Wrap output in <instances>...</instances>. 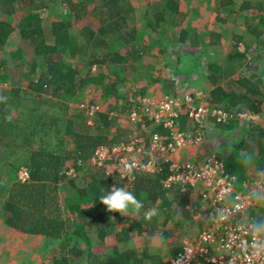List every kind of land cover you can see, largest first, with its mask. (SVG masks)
<instances>
[{
    "label": "trees",
    "instance_id": "obj_1",
    "mask_svg": "<svg viewBox=\"0 0 264 264\" xmlns=\"http://www.w3.org/2000/svg\"><path fill=\"white\" fill-rule=\"evenodd\" d=\"M57 1L65 16L43 20L39 11ZM157 2L153 5L159 6L158 12L145 13V27L153 33L161 30L166 36L172 27L175 38L166 41L173 42L170 50L190 42L194 47L199 39L187 12L180 10L177 0ZM18 9L24 15L12 26L8 18ZM238 9L236 20L261 38L264 5L244 0ZM0 12L6 17L0 18V54L10 37L21 41L8 58L19 63L27 79L24 90L0 89V147L4 144L12 154L7 158L11 169L23 165L29 175L28 181H14L2 189L1 195L6 193L1 205L5 223L23 233L44 236L52 247L50 254L54 253L52 264H167L180 251V246H168L177 241L178 230L193 221L200 196L193 189L182 191L174 185L166 189L163 176L142 173L127 188L144 204L140 213L131 208L126 214L107 211L99 201L100 194L114 185L124 186L118 180L113 182L104 168H89L81 177L77 163L85 162L100 145L127 141L134 130L120 128L117 132L114 126L118 122L121 127L119 118L103 113L96 115L92 128L80 108L84 102L75 104L70 113L66 103L79 102L93 89L112 103L108 110L117 112L126 103L123 84L140 83L141 78L134 73L147 63H158L169 46L157 43L150 50L152 55L140 47L130 0H0ZM182 57L177 56L179 62ZM4 60L8 59L0 56L1 70ZM219 71L211 63L204 67V73L211 77ZM146 79L159 85L162 95L176 94L175 79L153 75ZM145 92L144 88L139 90L143 96ZM208 96L209 104L226 111L264 117V82L258 75L211 82ZM90 103L96 104L94 100ZM221 128L230 150L222 162L225 171L236 178L235 187L264 176V122H230ZM179 129L186 130L185 116L179 120ZM151 132L168 134L162 126L153 127ZM70 168H75L76 176H67ZM12 172H8V179ZM149 208L157 209L150 221L144 219ZM155 234L159 244L157 252L151 253L146 241ZM133 241L141 243V248Z\"/></svg>",
    "mask_w": 264,
    "mask_h": 264
},
{
    "label": "built area",
    "instance_id": "obj_2",
    "mask_svg": "<svg viewBox=\"0 0 264 264\" xmlns=\"http://www.w3.org/2000/svg\"><path fill=\"white\" fill-rule=\"evenodd\" d=\"M127 101L129 106L124 112L106 109L105 114L120 118L126 113L129 123L139 131L117 145L96 147L77 166L104 168L113 182L118 180L126 189L137 175L145 173L163 176L162 185L166 189L174 185L182 191L195 190L201 204L193 221L200 229L167 264H264V231L254 228L257 223L264 224V176L243 182L237 189L236 178L225 171L223 162L215 155L200 164L174 159L177 152L198 145L207 127L249 123L255 117L213 106L208 103L207 92L201 90L158 98L130 96ZM80 108L88 119L104 111L88 102ZM181 116L186 119L184 131L179 129ZM156 126H162L168 132L167 137L151 132ZM145 132L147 140L141 136ZM128 163L135 166L131 173L125 174L123 168ZM76 175L75 168L67 172V176ZM18 177L21 182L28 181L27 169L21 168Z\"/></svg>",
    "mask_w": 264,
    "mask_h": 264
},
{
    "label": "rangeland",
    "instance_id": "obj_3",
    "mask_svg": "<svg viewBox=\"0 0 264 264\" xmlns=\"http://www.w3.org/2000/svg\"><path fill=\"white\" fill-rule=\"evenodd\" d=\"M158 0H130L131 4L134 7L135 12V22L137 28V38L140 40V47L146 49V53H149L150 50H153L157 43L159 46L166 45L167 50L158 58V63L150 62L143 66L138 72L134 73L135 77L141 78L140 83L136 81L131 83H124L121 87V93L125 96V104L123 108H116L117 112H124L128 109V97L130 96L134 99L137 95H142L139 93V90L146 89V96H152L155 98L163 96L160 90L159 85L155 83H150L146 79V76H155L160 79L168 78L175 79L176 81V94H186L194 91H204L207 92L211 88V82L223 83L230 79H235L240 76H251L258 75L259 78L264 82V34L261 35V38H256L253 34L247 32V28L242 24L240 20H236L239 15L238 8L244 0H177V4L180 6V10L187 12L188 21H192L193 28L196 30L199 42L196 43L194 47H191L192 42L184 45V47H176L170 50L173 46V42L166 43L167 39L173 36L175 38L176 31L173 28H169V35L166 36L165 33L161 30L153 33L145 27V13L148 10L151 15L154 12H158L159 3ZM254 3H261L264 5V0H249ZM157 4V5H153ZM153 5V6H152ZM157 6V7H156ZM27 11V10H26ZM24 15V11L18 9L8 20L10 24L15 26L19 19ZM39 16L43 20H59L65 16L63 11L62 4L57 1V3H50L49 7L43 8L39 11ZM165 17L169 19L168 14L166 13ZM0 18L6 19L4 13L0 12ZM205 27L207 29H205ZM209 30L208 32H206ZM211 32V36H209ZM77 35V31L74 32ZM80 39V37L77 36ZM19 40L15 41L14 37H10L8 45L5 47L6 53H4L2 58L6 64L0 69V89L17 87L24 90L27 79L25 75V70L21 68L19 63L13 64L9 60V52L20 45ZM4 49V50H5ZM189 50V55L186 53ZM5 52V51H4ZM152 51L149 55H152ZM182 54L180 62L177 59V56ZM237 56H240L238 58ZM152 60L153 58H149ZM179 62V63H177ZM213 64L220 68V71L211 77L210 74L204 73V67L207 64ZM23 67V65H22ZM7 85V86H6ZM94 100L102 109H110L112 103L101 97L95 90L91 89L86 95L77 103H66L68 112H73L75 110V104H81L85 102H90ZM264 100V98H263ZM113 102V101H112ZM122 102V101H121ZM123 104V103H122ZM121 104V105H122ZM121 105H116L117 107ZM125 105H127L126 108ZM29 106V105H28ZM28 108H33L29 106ZM104 113V112H101ZM123 113L119 118L121 123L114 126V130L119 132V129H129L132 128L135 132H138L137 129H134L135 126H132L129 123L128 117ZM250 115V114H249ZM255 117L254 120L264 122V117L259 115H251ZM94 116L91 119L87 118V125L94 127ZM137 128V127H135ZM219 130H214L213 127H207L202 141L192 148L189 147L185 150L179 151L174 155V159L180 163H203L206 159L215 155L219 160H224L225 157L230 153V150L225 146L224 141V130L220 127H215ZM148 132L141 134L142 139H148ZM236 130V135H238ZM259 134V133H258ZM125 134H122L124 136ZM259 138V137H258ZM196 147V148H195ZM182 159H177L176 156L180 152H184ZM189 151V153H187ZM148 153V151H146ZM89 170V167H81L79 171V176L83 177ZM254 173V172H251ZM13 178V175L10 176V179ZM19 180V177L17 175ZM254 178V174L251 175V179ZM0 179H8L6 177H1ZM9 180V179H8ZM20 181V180H19ZM2 182H0V189L2 188ZM1 193V192H0ZM198 225L196 222L192 221L187 223L183 228L177 232V241H174V244H170L168 247L180 246L192 239L198 232ZM158 235H154L151 239L153 242L148 240L146 241L151 253L157 252V246L159 241L156 239ZM155 240V241H154ZM134 246L137 245L141 248V243H136L133 241ZM172 243V241L170 242ZM61 255H59L60 257Z\"/></svg>",
    "mask_w": 264,
    "mask_h": 264
},
{
    "label": "crops",
    "instance_id": "obj_4",
    "mask_svg": "<svg viewBox=\"0 0 264 264\" xmlns=\"http://www.w3.org/2000/svg\"><path fill=\"white\" fill-rule=\"evenodd\" d=\"M48 20L52 19H49L48 16ZM4 53H6V49ZM4 53H1L0 56ZM184 153L185 151L180 152L176 158H179V160L182 159V155L184 156ZM187 153H189V151ZM11 156L12 154H8L6 147L2 144L0 147V176L6 177L9 171H13V174H11L13 175V178L9 180L0 179V182H2V184L4 183L0 192L4 187L5 189L8 188L7 186H9L12 182L19 181L17 178L18 172L21 168H24V166L21 165L11 169L8 164V162L10 163V160L7 159ZM3 197H6V193L3 195L0 193V264H52L51 257L52 255L54 256V253L50 254L49 251L52 252V247L48 246L44 236L23 233L18 229L9 227L5 223L3 216L1 215Z\"/></svg>",
    "mask_w": 264,
    "mask_h": 264
},
{
    "label": "clouds",
    "instance_id": "obj_5",
    "mask_svg": "<svg viewBox=\"0 0 264 264\" xmlns=\"http://www.w3.org/2000/svg\"><path fill=\"white\" fill-rule=\"evenodd\" d=\"M164 95L165 94H163V96ZM103 110V114H105L106 109ZM134 166L135 165L131 163L125 164L123 168L124 173H131ZM99 201L106 206L107 211H115L119 212L120 214H126L130 208L135 214H139L141 209L144 207V204L139 199H137L133 192L128 191L125 187L118 186H113L108 189L107 192L100 194ZM155 215H157V209L149 208L144 213V219L150 221ZM254 228L256 231H264V224L257 223Z\"/></svg>",
    "mask_w": 264,
    "mask_h": 264
}]
</instances>
